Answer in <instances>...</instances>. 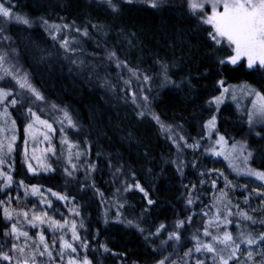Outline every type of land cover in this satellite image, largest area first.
I'll return each instance as SVG.
<instances>
[{
  "label": "trees",
  "instance_id": "trees-1",
  "mask_svg": "<svg viewBox=\"0 0 264 264\" xmlns=\"http://www.w3.org/2000/svg\"><path fill=\"white\" fill-rule=\"evenodd\" d=\"M3 2L11 16L29 21L0 25V40L10 38L20 63L15 73L28 77L43 102L67 111L75 125L69 138L80 153L75 167L52 160L47 174L29 179L15 163L12 181L65 197V211H82L86 226L76 231L77 260L194 264L197 255L212 254L221 263L235 264L233 248L218 242L227 232L238 246L237 260L246 261L242 251L250 247L253 262L264 264V241L258 239L264 234V180L247 174L264 173V127L249 123L251 97L242 105L229 95L215 103L224 88L264 90L263 73L243 61L221 63L230 48L211 39L209 25L186 0H157L155 8L146 0H112L115 11L107 0ZM65 39L70 41L67 51L61 47ZM9 99L18 100L13 94ZM29 108L39 113L23 99L11 108L18 130L29 121ZM221 136L234 150H244V171H232L222 157L208 152ZM48 181L66 186L81 181L76 190L84 196ZM223 196L227 226L214 220ZM5 203L6 193L0 191V254L10 245ZM211 222L217 231L206 229ZM45 237L55 248L58 238ZM249 238L257 243L249 245ZM204 244L215 251H206Z\"/></svg>",
  "mask_w": 264,
  "mask_h": 264
},
{
  "label": "rangeland",
  "instance_id": "rangeland-1",
  "mask_svg": "<svg viewBox=\"0 0 264 264\" xmlns=\"http://www.w3.org/2000/svg\"><path fill=\"white\" fill-rule=\"evenodd\" d=\"M187 1V0H186ZM6 3L3 2L4 7ZM205 12H211V6L205 5ZM201 16L202 13L198 12ZM15 19L13 16L2 17L0 16V25L4 27V21L10 22ZM16 20V19H15ZM210 27V26H209ZM211 29V27H210ZM1 37V35H0ZM231 51V55L235 53ZM14 48L12 46V42L10 38L7 36L3 40H0V55H5L7 61L9 62L5 66L10 67L14 72L19 70L18 66L20 63L16 58V54H14ZM240 61H243L247 64L246 58H242ZM256 68L258 71H261L264 76V68H259L257 65ZM21 73V72H20ZM17 77H22L20 74L15 73ZM24 76V75H23ZM8 83V84H7ZM12 83V85H11ZM0 88L4 91L11 92L14 97H17V101L25 100L27 103L32 104L38 108V112L31 110L35 115L40 118V120L46 121L48 124L52 126V130H49L44 125L39 123H34L33 121L35 117L29 113L30 119L26 124H23L21 128L18 130V123L16 124V118L11 115V108L14 106L10 103L9 96L0 102V147H2V151H0V155H3L5 160L4 165H0V172L6 173L12 177L14 173V165L18 163L20 166V171H23V176H27L29 179L32 176L47 174L51 169L52 160L60 161L66 164L68 169L73 168L76 159V152L74 150V144L71 142L69 138V131L73 127H68L67 122L61 124L60 121L63 120L64 111L61 109H56L50 106L48 103L43 102L42 100H36L35 96H33L30 92H27L25 89H21L19 85L16 83L14 79L10 76L5 77L0 80ZM4 88H9V90H5ZM248 89H252L249 86ZM255 89V88H253ZM256 92L264 95V90H255ZM228 95L234 99V103L236 105H242L245 102V99L251 97L248 107L247 115L259 127H264V117H261L258 113H256L253 105L259 104L260 102L257 98L245 88V86H237L232 87L228 92L222 91V101L224 102L225 97ZM5 110L7 111V115H5ZM21 116L24 117V114ZM52 118V120L48 121L46 119ZM14 122V124H13ZM29 124H33V132L32 136L26 133V129ZM54 124L57 126L58 133H55ZM13 135L15 136V141H12ZM47 135L50 139L45 140L44 136ZM66 137L68 142L73 145L71 149H69V144L63 143V138ZM27 141V145L26 142ZM12 144V151L8 153L7 148L8 144ZM212 146L208 147V152L221 153L220 155H216L222 157L223 161L226 162L227 167L231 168L232 171L235 170L242 172L244 171L243 166V158L245 156L244 150L242 152L234 150V148L225 142H220V139L217 138V141L212 142ZM49 147L54 150L48 151ZM27 149L28 161L25 160V150ZM35 157V158H33ZM31 163L33 166V171H29L28 164ZM47 165V170L44 167H41V164ZM62 170L66 172L65 166L61 167ZM0 191L6 193V203L4 204L3 214L5 215V209L8 210L12 214V219H7L10 224L9 230V243L7 251L0 256L7 254L10 259L3 260L0 259V264H69V261H73L74 264H83L82 261L77 260V252L78 247L74 246L77 239L73 238V232L71 230V225L75 223L77 231L79 228H84L86 226L85 219L81 216L82 211H77L75 208L72 210L66 211L62 209L61 204H65V199H58L61 197L56 194L53 195L54 192H50L48 190H41V187L36 186L35 184H29L27 187L23 186V184H15L14 181H11L10 186H6L8 181L5 179H0ZM29 182V181H25ZM81 181H73L69 186L64 185L61 181H48L52 186H57L58 188H65L68 191H78L76 190L77 186L80 185ZM39 189L38 192L34 193L32 189ZM12 190V193L10 192ZM227 184L224 188L223 192H227ZM81 196L82 191H78ZM226 198L223 196L220 198L219 203L222 205L221 214L219 217H216L214 220H219V222H225L226 226L229 224L230 217L228 218L229 209L225 206ZM79 213L78 215L76 213ZM23 213H27V217L23 215ZM34 215H38L41 217H45L46 222L41 224L38 221H33L32 217ZM6 217V216H5ZM55 220L60 224H65L66 226L62 229H56L49 227L47 220ZM35 223L37 226L32 227V224ZM15 226L18 230L17 233H12L11 229ZM206 229L209 231H217L218 225L216 222H211L206 225ZM19 232L28 233V237H24L22 235H18ZM43 234L44 237L48 234L51 238H58L55 240L56 247L53 248L48 245V251L51 252V259L49 258L48 252H44L43 255L40 253L44 250V245L40 243L39 237ZM57 236V237H56ZM46 238V237H45ZM62 238V239H61ZM68 242L75 248V251L71 249H65L63 247L64 242ZM40 247V248H39ZM23 249V253L19 251V249ZM53 249V250H52ZM252 248L245 247L242 253H244V257H246V261H239V256L236 254L234 256H230L235 260V264H263L262 260L260 262H253L252 256ZM41 251V252H40ZM1 252V251H0ZM62 253V255H61ZM251 253V256H249ZM191 252H188L187 257L190 256ZM192 255V254H191ZM184 259V258H183ZM184 262V264H186ZM194 264H223L219 262L212 254L208 255H197L193 261Z\"/></svg>",
  "mask_w": 264,
  "mask_h": 264
},
{
  "label": "snow or ice",
  "instance_id": "snow-or-ice-1",
  "mask_svg": "<svg viewBox=\"0 0 264 264\" xmlns=\"http://www.w3.org/2000/svg\"><path fill=\"white\" fill-rule=\"evenodd\" d=\"M130 3L131 0H128ZM146 2L149 3L150 7H157L158 3L157 0H146ZM160 2H164V0H160ZM107 3L113 8L115 11L116 8L114 5H112V0H107ZM188 7L190 11L193 14H196L197 12L202 13L203 15L200 17L202 20V23L209 25L211 27V31L209 32V35L213 41H215L218 45H225L227 48H230L232 52H234V55H230L227 59L221 60V63H231L233 65L237 64L242 58H246L247 60V67L249 69L256 67L257 65L259 68H264V0H187ZM208 4L211 6V12L210 14L205 12V5ZM11 15L10 9L7 7H4L2 3H0V16L2 17H9ZM15 19L18 22H22L24 24H28L29 21L26 19H23L21 17H15ZM49 27L55 28L57 31H59V26L51 25ZM65 27H68L65 25ZM2 30V29H0ZM83 35L87 36L88 33L85 30ZM53 39H56L55 36H53ZM70 41L67 39L63 40L61 47L65 48V50L69 49ZM115 54H111V56H114ZM110 56V58H111ZM9 62L7 61V58L5 55H0V80L4 79L5 77H11L16 81V83L19 85L21 89H25L27 92H30L33 96H35L36 100H42L43 97L41 96L40 92L32 86L30 83L28 77L22 76L17 77L15 72L10 68L5 66ZM117 66H120L118 63ZM135 75V73H133ZM127 83V82H126ZM223 83V82H221ZM245 88L253 94L257 100L260 102L258 105L254 104L253 107L261 117H264V95H262L259 92H256L254 89H248L247 86ZM228 88H224L225 92H228ZM12 95L11 92L4 91L2 88H0V102H3L4 99H6L8 96ZM16 100L13 99L10 101L11 104L15 105ZM222 102V97H217L215 100V103L219 104ZM55 108V105H53ZM29 112L33 117H35L34 123H39L41 125H44L49 130H52V126L48 124L46 121L40 120L38 116L35 115L29 108ZM5 115H7V111L5 110ZM143 115V113H141ZM154 119L159 122V117H155ZM67 122L68 127H75V125L72 122L71 117L68 115L67 111L64 112L63 120L60 121L61 124H64V122ZM249 123L251 124L252 121L250 120ZM14 124V122H13ZM33 124H29L27 129L25 130L26 133L29 135V137L32 136L33 132ZM210 129L214 128L215 126V118L210 120L207 125ZM163 127V125H161ZM45 140H49L50 138L45 135ZM12 141H15V136L13 135ZM63 143L69 144V149L73 147L71 145L67 138L64 137L62 140ZM220 142H224V137H220ZM27 145V141L25 142ZM235 147V146H234ZM244 145H241V148H243ZM12 144H8L7 151L8 153H11L12 151ZM0 151H2V147H0ZM48 151H52L54 153V150L49 147ZM221 153H216V155H220ZM77 156L80 155V153H76ZM250 155V154H249ZM35 158V157H33ZM27 156V149L25 150V160L28 161ZM5 160L3 158V155H0V165H4ZM41 167H44L47 170L46 164H41ZM75 167V166H73ZM29 171H33V166L31 163L28 164ZM249 175H255L258 179L264 180V173L259 172H253L252 170H249ZM0 179H5L8 181V184L6 186H10V183L12 181V177L10 175H7L6 173L0 172ZM136 188H138L140 191L144 192V189L140 187L139 184L135 185ZM32 191L34 193L38 192L39 189L33 188ZM53 195H56L53 193ZM144 195L147 196L148 193L144 192ZM264 195V194H262ZM58 199H65V197H58ZM150 204L152 203L151 200L148 201ZM191 203V201H189ZM5 211V216L7 219H12V214L8 212L7 209ZM79 214L78 212L76 213ZM25 217H27V213H23ZM243 215V214H242ZM246 219H251L250 217L245 216ZM33 221H38L39 223L43 224L46 222L45 217H41L38 215H34L32 217ZM49 227L56 229H62L66 226L65 224H60L55 220H47ZM183 222H180L178 226H182ZM37 225L35 223L32 224V227H36ZM76 225L73 223L71 225V230L73 232V238L78 239V236L76 235ZM12 233H17L18 230L15 226L11 229ZM7 234V233H6ZM205 235H210L207 231L204 233ZM18 235H22L24 237H28V233L26 232H19ZM173 237L178 239V236H175L173 234ZM170 237V238H173ZM62 239V238H61ZM213 239H218L214 237ZM260 241H264V234H261L258 238ZM40 243L44 245V250L40 254L43 255L44 252H48L49 257H51V252L48 251V245L45 243V237L43 234L39 237ZM219 243L226 244L228 246H231L233 248L232 256L235 255V252L238 250V246L235 245V242L233 241V237L230 233L225 232L224 236L222 238L218 239ZM229 242H232L229 244ZM247 243L249 245H253L257 243L256 239L249 238L247 240ZM63 247L65 249H71L72 251H75V248L72 247V245L68 242H64ZM203 248L208 252H214L215 249L211 244H204ZM21 253H23V249H19ZM107 251V249H105ZM196 251H200V248L197 247ZM62 255V253H61ZM249 256H251V253H249ZM0 259L3 260H9L10 257L5 254L3 256H0ZM25 264H27V261H25ZM69 264H74L73 261H69ZM83 264H89L87 260H84ZM160 264H164V261H160ZM223 264H227V260L223 261Z\"/></svg>",
  "mask_w": 264,
  "mask_h": 264
}]
</instances>
